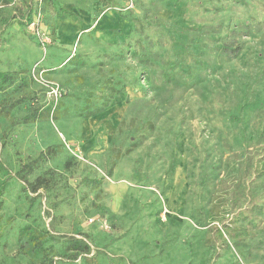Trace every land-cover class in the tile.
<instances>
[{"label":"rangeland","instance_id":"rangeland-1","mask_svg":"<svg viewBox=\"0 0 264 264\" xmlns=\"http://www.w3.org/2000/svg\"><path fill=\"white\" fill-rule=\"evenodd\" d=\"M40 2L0 0V264H264V0Z\"/></svg>","mask_w":264,"mask_h":264},{"label":"trees","instance_id":"trees-1","mask_svg":"<svg viewBox=\"0 0 264 264\" xmlns=\"http://www.w3.org/2000/svg\"><path fill=\"white\" fill-rule=\"evenodd\" d=\"M40 4H41V6L43 5V6H47L48 7V9L50 10V12H51V14H52V16L56 19V20H60V21H63V20H67V19H69V18H73V15H72V13H70V12H67V11H65V10H63V9H56L53 5H52V0H41V2H40ZM45 8V7H44ZM43 11V10H42ZM35 14V13H34ZM34 14L33 15H28L27 16V18H26V20L24 21V26H28V24L31 22V20H32V18H33V16H34ZM44 24V23H43ZM50 35H51V33H49ZM4 77V75H1L0 74V78H1V81H5V78L4 79H2ZM91 115H93V113H88V114H86V115H84V118H88V117H90ZM34 116V115H33ZM42 118L43 116L41 115V114H35V117H32L33 118V121L35 120V119H38V118ZM35 118V119H34ZM26 120L28 121V122H30V120H31V117H26ZM0 170H3V168H1L0 167ZM0 206H1V203H0ZM69 243H70V245L72 246V250H77V251H79L80 249H87L88 247V245L86 244V243H84V242H82V241H80V240H77V239H74V238H71V239H69Z\"/></svg>","mask_w":264,"mask_h":264},{"label":"built area","instance_id":"built-area-1","mask_svg":"<svg viewBox=\"0 0 264 264\" xmlns=\"http://www.w3.org/2000/svg\"><path fill=\"white\" fill-rule=\"evenodd\" d=\"M27 30L33 35L40 48L45 49L52 43L51 35L45 31V26L43 24V14L41 10L36 11L31 22L27 26ZM35 69H32L34 72Z\"/></svg>","mask_w":264,"mask_h":264},{"label":"crops","instance_id":"crops-1","mask_svg":"<svg viewBox=\"0 0 264 264\" xmlns=\"http://www.w3.org/2000/svg\"><path fill=\"white\" fill-rule=\"evenodd\" d=\"M71 20V19H70ZM69 19H67V20H63V21H60V20H55V29H56V31H57V33H58V29H59V26L60 25H63V24H66V22H69L70 21Z\"/></svg>","mask_w":264,"mask_h":264}]
</instances>
